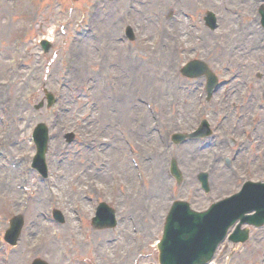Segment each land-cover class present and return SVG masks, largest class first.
Wrapping results in <instances>:
<instances>
[{
	"label": "rangeland",
	"instance_id": "obj_1",
	"mask_svg": "<svg viewBox=\"0 0 264 264\" xmlns=\"http://www.w3.org/2000/svg\"><path fill=\"white\" fill-rule=\"evenodd\" d=\"M63 1L68 6L69 4L73 3V6L76 7V9L87 10L89 15L88 18L94 27L95 19L98 17L101 18L103 16H107V12H105L106 9L101 5H98V7H93L95 0H78L77 2H71L70 0ZM166 1L170 2L171 4L169 8H165L167 3ZM227 1L235 5L236 0ZM238 2L241 6L242 3L239 0ZM142 3H144L142 13L139 15L133 14L130 17V20L126 21L130 24V28L134 34L132 53H141L144 58L149 59L148 62H150L149 56L151 55H149V53L151 51L161 54L163 58H167L165 59L166 64L164 65L160 64L156 59H154L153 63L154 65H157V74L156 72H153L156 79H147L148 82L158 87L160 92H164L163 100H161V108L159 107V109H161L163 114L167 117V120H162L158 111L157 119H159L161 123L164 124L163 131L160 132V134L166 138V133H170V130H173V133H189L195 127L192 114L193 111L190 109V111L187 110L185 113L182 110L185 106L183 105L184 103L182 101H179V95L188 93L184 92L182 89H180V86H178L181 82H184V80L182 81L183 78L176 76L178 82L176 81L175 77L171 78V67L174 64H181L186 56L190 57L194 55V50H201L204 52L205 50L202 47L206 45H204L203 42H199L196 36L190 38V35H188L186 32L188 29L186 26L187 20L180 14V12L182 11L190 13L195 18L194 24L199 28L196 33L203 34L202 32H205V35L206 33L209 35H206L207 38L211 37L210 33L217 32V37L220 39L219 32L225 28L223 24L221 25V21L218 18L217 22L219 27L215 31H211L204 26L203 16L205 12L207 10L213 11L206 0H198L195 4L192 3V0H183L182 5H179L174 0H144ZM57 9L58 7L56 6L54 0H0V85H3L5 81H8V84L5 87L0 86V88H2L3 93L8 95L12 94L11 96L15 97L14 89L17 86L16 89L20 90L18 96L19 101L23 104V106H20L24 108L23 112L26 115L24 123L22 122L21 117H17V119L20 118V128L18 132H15L13 138L16 139L19 133H22L25 136L26 132L28 134L30 127H33L37 122L43 120V122L47 121L48 126H50L49 130L52 146H54L55 140H58L60 145L59 151H57L53 156L51 155V152L50 155H48V152L46 155L48 175L52 177V183L47 182L44 184L46 190L43 188V183H41L38 178L39 175L36 173L31 175V189L33 194L37 193L41 197L37 201L32 199L29 202L27 211H25L22 215L24 219V226L22 230L23 233L21 239L19 238V243L17 246L12 248L5 244H0V264H30L34 257L42 258L49 264H68L67 251L69 252L71 249L77 248L76 246H80L82 239L79 237L74 226L68 228V220L66 227L61 228L62 230H59V228L52 224L51 225L53 227L43 225L39 213L43 208H46L47 200L45 198L47 196V191H49V189L52 187L55 177L64 180L69 186L65 191L68 193V197L64 200H60L59 193L56 191L55 186L51 188L50 193L53 194L56 199L58 198L57 208H59L64 214H67L66 211L70 213L72 205L81 204V201L84 200L81 192L84 190L85 185H87L89 180L94 181L95 176L101 173V170L95 171L93 165L100 166V168L103 170L104 166L108 164V156L105 154V149H107V146H109V148H111V152H113L116 166H110L107 169L105 172L106 179L99 183L98 186L100 189L94 188L95 192H93V195L104 196L107 200L111 201L114 206L117 207L121 215L125 216L129 212L130 202L127 205V197L129 196L127 195L125 198L123 194H129L131 197L136 198L135 191L137 187H140V185L136 181L134 172L129 165L128 152L124 144V139L128 138L134 143L133 131L136 130L134 127L135 121L137 119L141 120L142 114L144 115V118L148 116L142 104L140 105L141 107L139 106L140 108L138 107V110L134 108L133 104H136L137 102L135 97L142 95L144 97L143 101H151L158 108V104L155 103L152 98H150L149 94H146L141 89H138V87L135 85L136 77H134L131 72L125 69L118 71V77L115 80H119L120 83L118 82L117 85V82L113 80L110 70L98 68L97 66L99 65V62L102 64L105 63V56H103L102 59H98L96 57L95 51H93V49L90 47L88 49V54L85 57L86 63L83 66V70H81L79 74H77L74 70L71 56L68 58L70 59L71 68L65 71L59 63V60L63 59V57H61V53L69 52L68 47L72 46L76 41L74 42L75 38H72L73 34L69 25L67 29L66 22L70 21L68 16L66 13L63 15L59 14ZM97 9L98 12H96L99 14L96 16L97 13L94 12L93 14V11ZM65 11L62 10V12ZM68 11L70 12V10ZM77 12L78 10L74 11L73 17L71 19V23L74 26V20L77 17ZM158 15H160V21L163 20L162 23L164 28L161 31L156 30L154 24L155 18ZM121 16H125L123 15V10L116 12L112 16L113 19H110L116 23L118 28L120 26ZM144 20H147L149 25L142 23ZM96 23H98L97 20ZM135 24H139L138 27ZM235 24L236 21L233 19L228 25H231L232 27L236 26ZM61 30L64 32L59 33ZM94 30L97 32L96 28ZM171 30L175 32L172 38H170ZM144 31L148 32L143 34ZM188 32L192 31L188 29ZM48 34H53L54 41H52V48L49 53L42 57L40 51L38 50V41L42 37H48ZM243 34L240 36L244 37ZM114 37H120L119 31L116 33V35H114ZM15 39L18 40L19 43L17 48L13 46ZM181 40H184L183 43H181ZM244 44L247 43L244 42ZM163 45L171 49V53L174 55L173 61H171L170 57H166L164 55L162 47ZM5 47L13 49L14 51L7 52ZM23 48L26 49L23 53L26 54L24 55V58L22 57ZM210 48L211 47L207 46L206 50H209ZM117 49L119 55L123 56L118 44ZM248 50H251V48H247V51ZM256 53L257 51L255 54L247 53L241 49V52H238V58L237 56L235 57V54H233V56H231L232 59L230 58L231 60L228 61V57L220 55H216L215 57L203 55V58L215 71L221 70L222 64L231 67L232 63L231 70L235 73L242 74L243 76L241 79L243 81H249L250 79L254 78L257 69L255 67L249 68L247 64L251 62V58L256 57ZM245 54L247 55L246 57H244ZM9 61L17 64L18 71L20 72L19 74L23 77V79L26 78L23 83L21 81L23 79H21L19 75H10L8 71ZM91 62L95 65H93ZM175 66H173V69ZM64 73H66L67 76H63ZM160 76H167L168 80L166 82L168 84L171 83V85H166L163 88L161 82L162 78ZM128 78L133 80V83L129 82L127 80ZM125 85L129 86L131 91L129 92L127 99L124 98L123 103L128 108L133 110V113L128 117L127 122H124L122 119H111L105 126L103 120H101L100 117V113L103 110V104L104 102L108 103V110L115 111L113 106L117 100V90L120 91L121 87ZM230 86L232 85L230 84ZM105 87L107 88L103 89ZM254 87V92H257L258 87ZM241 88L242 86H240V89ZM176 89L179 90L178 98H176L174 94ZM46 90L52 92L57 97L56 104L50 109H47L46 102L44 103L43 100L45 95L44 91ZM237 96L239 95H236L237 100H241V98ZM222 99L219 100V104L215 103L211 110H207L208 115H210L212 127L214 128L218 138L223 139L227 135L235 141H239L236 144L241 145L243 155L246 156V161L240 160L242 166L246 169H253V171L256 172L258 170L257 164H262V161L264 160V155L259 154V151H261V145L264 146V124L260 122L261 117L264 116V111L260 112L261 117L257 118L256 125L250 128L246 123H243L242 121L238 123V120H235V116H233V114L236 112L235 109L232 108L230 104L223 106L221 102ZM35 106H38V108H35ZM7 107L8 104L1 98L0 117L3 116L1 112L3 109L1 108L7 109ZM61 113L66 114L67 120L64 123H57L59 118L58 115ZM245 117L246 116H243V119ZM67 125H71V127H67ZM147 128L149 127L147 126L145 128V125L143 124V127L141 126L139 128V132L142 135H146V133H148ZM70 130L74 131V133L78 134V136L82 137V139L76 137V143L67 144L63 138V135L65 132ZM245 130L248 133L247 139L245 138L244 134ZM12 134L13 133H11V135ZM251 134L255 138H252ZM137 137H141V135H138ZM7 139L5 141L1 140L0 146L5 148L7 150L6 152L13 158L23 152H27V154L31 152L29 143L26 141L25 137L22 138V143H25V146L22 147L21 151H16L15 153H12L7 149V147H9L6 143ZM158 140L159 138L155 137L154 141L156 145ZM82 142L85 143L83 148L79 146V144ZM102 143L106 144L105 147L102 145ZM26 144L28 145L29 149H26ZM113 144H117L119 149L113 147ZM141 145L142 144L139 143V145L136 146L137 149ZM180 147L181 145H173V147L169 148V150H174L173 156L176 162L179 158L177 151H179ZM145 150H147V148H145ZM158 151L159 148L155 149L154 163L153 161L152 163H149L150 167L147 169L149 174L155 172L156 168H158V164L156 163ZM62 153L66 155V158L63 159L62 157L64 156L60 157ZM85 154H90V156L86 157ZM73 160L74 162H72ZM2 162L3 160L0 156V164H2ZM124 165H127L130 169V173L127 177L125 174L119 172L121 171L120 166ZM163 165L164 164L162 161L160 163L159 170L163 171ZM55 166L57 168L56 171L58 174L54 173L53 171ZM186 166L187 164L185 163H183V165L178 163V168L181 172H186ZM0 170H2L0 179H2L1 182H3L4 179L10 176V174H6L8 171L5 172V168H3L2 165H0ZM59 170H62L63 172L65 171V173L60 172ZM86 170L89 172V174H85ZM192 174H195L193 170ZM258 174L260 179L264 178L262 173ZM14 175L17 179V192L11 189L10 186H6L3 193V187H0V230L7 226V222L10 219L12 213L14 214L17 212H22L19 208L21 197H23L21 190L22 180L18 177L19 175L17 171L16 173L14 171ZM162 175L163 177L165 176L163 173ZM251 175L253 176V174ZM68 176H71L74 179L70 180L71 185L69 183ZM110 176L115 178V183H110ZM227 176L231 183L230 175L228 173ZM79 177H82L81 180H79ZM147 177L148 175L146 176L144 173V181L146 180V183ZM253 178L256 179L255 177ZM120 182L125 183H123L122 186H119ZM6 184L9 185L8 183ZM170 186H172V184ZM189 188L183 187L181 189L182 194H184L182 197L185 199H187L186 195L188 194V191H192L189 190ZM218 190L215 189V191L211 193L213 198H217L220 195H227L233 189L229 184L228 187L225 186L222 187V189L218 188ZM10 192L15 194V196H10ZM161 192L163 195L165 194V185L162 186ZM207 198L208 196H203V199L205 200L203 205H199L196 202L193 204L195 205L193 207L197 210H203L205 208ZM56 199L50 200L56 201ZM46 210H48V208ZM80 213L84 216L86 222L88 223L86 219V213L82 210ZM36 220H38L40 223L38 227L34 225V221ZM147 223L153 225L152 218H149ZM53 228L55 232L59 230V234L57 235L58 239L63 237L67 241L59 240L60 244L54 242L53 252L49 253L38 251L39 249H33L32 244H35L34 237L35 235L37 236V233L38 235L43 234V236L39 239L42 243L41 246H44L47 240L51 241L52 238L57 239L56 237L52 236ZM140 230L144 235V230ZM148 231H150V234L147 236L144 235L141 238V240H143L145 243L143 248L144 255L140 257L143 260H139L137 264H158L155 243L157 242V239L159 240L161 237L159 223H156L155 229L153 225ZM102 235L103 236L100 237L102 239L104 238V240L111 238V232L109 231H105L102 233ZM108 236L110 237L107 238ZM23 244L25 245L24 248H22ZM126 249V245L121 241L120 249L115 250L114 254L122 255V251ZM62 252H65L66 255H62ZM95 252V255L101 253L100 248H96ZM91 254L92 253L88 250V248L83 246L80 252L78 251V253L73 254L75 260L70 258L73 261L71 264H88L90 262L89 257ZM129 254L130 257L128 259H124L123 264H133V262H136V259H132L136 257L137 252L131 251ZM226 254H230L232 257L231 264H264V228L261 230H252L250 238L245 244L237 246L230 245ZM62 257H65L67 262ZM117 260H119V257ZM105 263L113 264L112 261H104L103 263L101 261V264ZM217 264H223V262L220 261Z\"/></svg>",
	"mask_w": 264,
	"mask_h": 264
},
{
	"label": "bare ground",
	"instance_id": "obj_2",
	"mask_svg": "<svg viewBox=\"0 0 264 264\" xmlns=\"http://www.w3.org/2000/svg\"><path fill=\"white\" fill-rule=\"evenodd\" d=\"M161 1V0H159ZM167 2V7H169L170 5ZM215 4H218L217 1L214 2ZM110 9H108V13H109V17H101V18H97L95 19V22L97 20L98 23H96L97 25V29H98V36H99V41L100 44L103 45L104 47V54H105V63H101L99 62V65L97 66L98 68H104V69H108L110 70V72L112 73L113 76V80L115 82L120 83L119 80H115L118 77V71L120 70H127L129 72H131L136 80L135 85L138 87V89L142 90L143 92H145L146 94L150 95V98H152L157 104H158V108H161V100H163V96H164V92H160L158 87L154 86L152 83L148 82L147 79H156L155 75L153 72H156V68L157 65H154L153 61L154 59H156L160 64L164 65L166 64L165 59L167 58H163L161 56V54H158L157 52H153L151 51L149 53V58H150V62L147 61V65H142L138 62L137 58L134 57L133 55H127V57L131 60H129L125 55L124 56H120L118 53V49H117V43L115 41V37L114 35H116L117 33V25L115 22L111 21V17L113 14V11L115 10H122L123 5L119 3H117L116 5L114 3H111V5H109ZM137 19V18H136ZM142 23L149 25L147 20L142 21ZM139 25V24H138ZM141 26V23H140ZM177 29V28H176ZM178 30V29H177ZM119 31V30H118ZM148 31H144L143 34L147 33ZM254 35L251 37V40H255L256 37H259V33L257 31H255L253 33ZM167 35V33H166ZM166 37V36H165ZM78 42L75 44V46L73 47V49L71 50V61L74 67V70L76 71L77 74H79L81 72V70H83V66L86 63L85 57L88 54V48L89 45L91 44V41L88 40H83V39H78ZM231 44V43H230ZM228 47L229 44L227 41H223L221 40L220 43L214 44V46L212 47V53L214 54H218L220 56H224L227 55L228 57H230V53L227 54L228 52ZM5 50L7 52H13V49H10L8 47H5ZM92 63V62H91ZM93 64V63H92ZM95 65V64H93ZM101 66V67H99ZM156 66V67H155ZM10 74H12L9 71ZM157 74V73H156ZM19 77L21 79H23V77L20 74ZM25 79L21 80L22 83L24 82ZM134 85V86H135ZM17 88V86H16ZM107 87L103 88L106 89ZM162 89V87H161ZM20 90L17 89V92H19ZM131 91V88L127 85L121 87L120 91L117 90V100L116 103L114 104V108L115 111L112 110H108L107 106L109 105L108 103L103 104V110L100 113V117L101 120H103V123L105 124V126L109 123V121L111 119H122L124 122H127L128 117L133 113V110H131L130 108H128L124 103V98L127 99L129 92ZM17 92L14 93V96H17ZM3 96L2 90L0 88V97ZM166 98V97H165ZM1 99V98H0ZM9 103V111H7L6 116H8L10 119L6 121L7 127H8V133H9V138L7 139L6 143L8 144V146L10 147V150L12 152H14L16 150L17 146H22V143L18 144L19 140L18 139H12L10 138V134L12 132H16L19 130L20 125L19 122L17 121V117H21L24 118V116L21 113L22 109L20 108V106L18 105V102L15 101V97L12 96V98L8 96V101ZM168 102V100H167ZM166 102V103H167ZM135 111V110H134ZM159 114L162 118V120H167V117L163 114V112L161 111V109H159ZM58 123H64L67 120L66 114H61L58 116ZM103 126V125H102ZM136 133V132H135ZM23 137V136H21ZM141 139V138H140ZM205 147V145H203ZM208 145H206L207 147ZM113 147H116L117 149H119V146L117 144H113ZM203 147V148H204ZM59 142L58 140L54 141V146H50L49 150L51 152V155L53 156L57 151H59ZM209 148V147H208ZM198 147L193 146V145H183L180 147V154H182V159L186 162L187 165L190 166L191 162L192 163H196L200 164L205 156H206V151L204 152H197ZM202 151V149H201ZM105 154L108 156V167L106 169H108L110 166H116L115 164V159H114V155L113 152H111V148H109V146H107V149H105ZM87 156V154H86ZM161 161H165V159H162V154H159V158L157 163H159L158 165V169L156 170V172L152 175L151 180L149 182L148 185V189L141 195V199H145L148 200L149 202L152 203L151 206V214L154 216L156 213V209L158 207V204L160 202L163 201V194L161 192V188H162V184L166 182L165 178L163 177L162 170L160 169V163ZM1 165V164H0ZM123 168V171L125 172H129V168L127 166H120ZM191 167V166H190ZM56 166L53 168L54 173L58 174V172L56 171ZM164 169H165V165H164ZM60 172H63L62 170H59ZM190 171V170H188ZM103 174H105V170L102 171ZM2 173V170H0V174ZM10 174V176H8L6 179H4L3 182H1L2 179H0V187H3V193H4V189L5 187H9L11 189H13L15 192H17V179L16 176L14 175V167L11 166L10 170H8V172L6 174ZM65 173V171L63 172ZM65 175V174H64ZM63 175V176H64ZM65 177V176H64ZM105 177V176H104ZM102 177V178H104ZM80 179V177H79ZM68 180L69 183L70 180H73V178L70 176H68ZM196 179H190L189 182L190 183H195ZM229 182V180L226 177H223L222 180V186H226L227 183ZM6 183H8L9 185H7ZM54 186L56 188V191L59 193V198L60 200H64L65 198L68 197V193L65 192L66 189H68V185L65 183L64 180L59 179L58 177L54 178ZM216 187H219V183L216 184ZM199 195V194H197ZM10 196H15V194H12L10 192ZM37 199L40 198V195L36 196ZM130 201H131V197H130ZM133 205V203H132ZM133 209V207H132ZM35 225L39 226V221L36 220L35 221ZM25 245H22V248H24ZM42 248H40V251L43 252H53V248H54V243L51 242L50 240L46 241V244L44 246H41Z\"/></svg>",
	"mask_w": 264,
	"mask_h": 264
},
{
	"label": "water",
	"instance_id": "obj_3",
	"mask_svg": "<svg viewBox=\"0 0 264 264\" xmlns=\"http://www.w3.org/2000/svg\"><path fill=\"white\" fill-rule=\"evenodd\" d=\"M187 214L190 215L189 213ZM168 220L167 231H169V233L167 235V241L165 242L164 252H162V245L160 246V260L163 264H179L180 257H183L192 251L190 243L193 236V231L188 229V227L185 225L184 219L176 221L174 224L170 219ZM168 255H171V257L167 258Z\"/></svg>",
	"mask_w": 264,
	"mask_h": 264
}]
</instances>
